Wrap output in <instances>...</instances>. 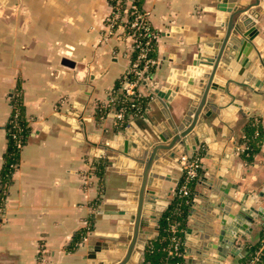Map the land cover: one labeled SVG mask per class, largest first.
Segmentation results:
<instances>
[{
	"label": "crops",
	"instance_id": "crops-1",
	"mask_svg": "<svg viewBox=\"0 0 264 264\" xmlns=\"http://www.w3.org/2000/svg\"><path fill=\"white\" fill-rule=\"evenodd\" d=\"M142 1L159 33L154 54L159 66L153 71L154 87L142 88L144 98L150 97L148 109L128 121L127 134L147 144L154 130H170L161 112V102L152 91L167 87L171 72L185 70L192 56L203 48V44H189L190 39L207 37L215 46L220 41L216 32L223 27L211 11L219 0ZM235 4L242 6L248 2L240 0ZM110 14L109 0H0V264H108L115 256L124 258L132 243L135 229L130 220L138 211L141 182L132 184L128 178L139 179L142 170L119 152L116 156L120 161L107 160L111 155L109 143H117V150L122 149L121 139L115 142L114 138L123 129H118L111 111L99 115L103 106L110 105L113 89L133 59L131 40L122 31L108 39L103 37ZM257 27L264 38V10ZM232 37L231 34L229 42ZM234 44H238L235 56L239 72L244 67L240 60L247 55L241 52V42ZM64 60L73 66L63 65ZM260 70L261 66L252 72L253 78L259 80L264 73V69ZM199 80L195 79L197 84L192 89L186 83L174 104L183 103L187 110L201 90ZM232 80L231 76L214 77L217 94L208 100L217 106L218 113L207 121L220 119L224 108L240 102L230 138L236 160L223 174L229 184H243L237 194L264 195V87L258 88L253 80L247 87H236ZM15 101L24 108L28 131L11 181L2 184L7 126L17 113ZM219 123L214 133L226 128L223 121ZM249 123L260 134L259 150L251 162L238 151ZM215 146L209 157L205 150L197 155L186 153L200 158L202 167L184 222L183 264H190L195 257V252L187 248V226L192 221L206 223L196 215L200 206L193 204L194 199L202 197L197 195L201 173L208 171L205 177L216 181L225 161L226 143L217 140ZM101 151L104 155L96 158L95 152ZM178 158L173 163L168 152H161L153 163L152 168H162L158 174L167 179L151 177L146 186V192L153 191L155 197L145 193L141 198L140 220L144 226L139 229L127 264H144L146 252L162 238L161 220L183 178L182 168L176 165ZM101 163L104 167L99 176L96 170ZM239 163L243 167L237 177ZM131 169L134 171L129 173ZM122 207L126 209L122 213L128 217L122 218V224L104 218L106 212L120 213ZM254 207L264 208V196L255 200ZM262 214L251 222L250 232L244 234V249L236 255L228 253L217 264L246 263L264 238V209ZM214 232H219L217 226ZM90 245L99 248L91 253ZM235 245L241 248L243 242L237 240ZM211 256L215 261L214 251Z\"/></svg>",
	"mask_w": 264,
	"mask_h": 264
},
{
	"label": "water",
	"instance_id": "water-1",
	"mask_svg": "<svg viewBox=\"0 0 264 264\" xmlns=\"http://www.w3.org/2000/svg\"><path fill=\"white\" fill-rule=\"evenodd\" d=\"M238 1L240 0H219L216 7L211 10L217 15V22H222L220 26L223 27V30L216 32L217 37L220 36V41L216 42L214 46V44L208 42L207 37L190 39L189 44H203V48L192 56L185 70L171 72L167 80V87L152 91L161 102V112L168 122L170 130L166 132H161L160 129L154 130V138L150 137L146 141L147 144H145L143 141L135 140L127 134V123L123 128V132L117 134L114 138L115 142L121 139L119 145L122 149L117 150V143H109L111 155L107 158L108 161H115L116 159L120 161V158L116 156V152H119L124 158L136 162V167L141 169L142 172L139 179L128 178V181L132 184L134 181L141 182V188L138 190V211L133 216L130 213L128 214L132 217L130 223L135 229L132 243L124 258L115 256L112 262L108 264H127L129 261L139 229L144 226V222L140 220L141 198L145 196V193L150 195L151 198L155 197L153 191L146 192V186L150 184L151 177L167 179L158 174L161 173L162 168L156 171L155 168H152L155 160L159 159L161 152H168L170 160L174 163L176 158L189 152L197 155L205 150V156L209 157L211 151L216 147L215 141L217 140L227 145L225 161L218 171L217 180H208L205 177L208 175V171L201 173L200 189L197 195H202V197L194 199L193 204L200 206V213H196V215L200 216L201 219H205L206 223L203 225L192 221L186 228L185 240L189 242L187 248L195 252V257L190 264H217L218 261L226 258L228 253L238 254L246 246L244 234L250 232L251 222L259 216H263L264 208L254 207L255 200L263 198V192L259 194L245 192L237 194L243 184H229L228 178L223 174L226 168L236 160L234 144L230 142V138L233 135L235 125L233 122L234 113L237 108L241 107L240 102L224 108L223 116L220 119L214 118L210 122L207 121V118H210L212 114L218 113L217 106L210 102L211 99L208 100V97L217 94L218 88L217 84L213 82L214 77H234L232 84L236 87H247V84L252 80L255 81L254 84L258 88L264 87V73L260 75L259 80L252 76V72L257 71V67L261 66V70L264 69V38L260 36V30L257 27L259 16L264 10V0H243L247 1L248 4L242 6L235 4ZM231 34L233 35L232 42H229ZM234 42H241V52L244 51L247 55V58L242 57L240 60L244 67L239 72L236 71L238 66L235 56L238 44H234ZM226 58L229 61L225 60ZM62 63L66 66H73L68 60H64ZM237 73L239 77H237ZM196 78L200 79L198 85L201 90H199L187 110L184 108L183 103L174 104L177 95L183 94V89L187 87V84L189 89L197 84V82L194 84ZM222 105L225 106L226 104L222 103ZM220 121L224 122L226 128H223L222 132L214 133V127H219ZM148 147H151L150 150L148 149L150 152H146ZM103 155V151L95 152L96 158ZM170 166H173V164L170 163ZM242 167L243 165L239 163L237 177H239ZM133 171L131 169L129 173ZM235 206L238 207L237 210ZM120 209V213L106 212L104 218L122 224V218L127 219L128 217L122 213L126 211L125 207ZM101 214L103 213L101 212ZM158 225L159 222L154 225L155 230L158 229ZM216 226L219 230L217 234L214 232ZM193 233L195 237H192ZM148 240L153 241L154 238H148ZM237 240L243 242V246L238 249L235 245ZM98 248L96 245H90L89 252L92 253ZM212 251L215 252V261L211 260Z\"/></svg>",
	"mask_w": 264,
	"mask_h": 264
},
{
	"label": "built area",
	"instance_id": "built-area-1",
	"mask_svg": "<svg viewBox=\"0 0 264 264\" xmlns=\"http://www.w3.org/2000/svg\"><path fill=\"white\" fill-rule=\"evenodd\" d=\"M111 5V14L107 18L104 38L117 34L122 31L132 43L133 59L127 68L120 83V90L123 94L121 104H129L113 109L112 116L117 126H126L128 121L148 109L141 106V100L144 97L142 88L154 87L153 71L159 66V60L154 56L158 41L159 33L155 30L150 22V13L137 4L136 0H109ZM111 98L110 103L114 102ZM18 118L15 113L13 119ZM16 131H20L17 123L13 124ZM258 130L255 138H259ZM17 148H22L21 141L17 140ZM249 146L244 143L238 148V151L249 156ZM178 163L182 168L183 178L175 190V198L179 202L173 209V218L168 221L166 226V235L162 239L166 242L163 251L166 254L163 264H183L186 252L183 247L184 232V213L185 206L190 202L193 186L199 179V173L202 167L201 159L189 154L179 156ZM184 203V204H183ZM152 250L153 247L151 246ZM264 258V238L261 245L247 258L245 264H263Z\"/></svg>",
	"mask_w": 264,
	"mask_h": 264
},
{
	"label": "trees",
	"instance_id": "trees-1",
	"mask_svg": "<svg viewBox=\"0 0 264 264\" xmlns=\"http://www.w3.org/2000/svg\"><path fill=\"white\" fill-rule=\"evenodd\" d=\"M137 4L139 6H143L142 0H136ZM120 83L121 81H119L116 86L113 89V98H114V102L109 106H103L101 111H100V116L102 117L103 115H106V111L108 112L111 111L113 112V109H118L119 107H121L123 104H121L122 100H123V94L120 90ZM150 101V97H146V98H142L141 102V106L144 108L146 107V105L149 103ZM15 107L16 112L18 113V118L16 119H11L8 126H7V139H8V146H7V151L5 154V161H4V166L1 172V181L2 184L10 182L11 178H12V174H13V167L14 165L17 163L18 159H19V149L17 148V140L21 141L22 144H24L25 140H26V136H27V122L25 119V114H24V108L20 105V102H16L13 104ZM123 106H128L129 104H124ZM17 123L20 127V131H16L15 128L13 127V124ZM118 129H123L125 127L124 126H117ZM256 128L254 126L253 123H249L245 128H244V136L242 138V142L246 143L249 146V156H247V154H244L243 157L245 158V160H247L248 162H251L254 154H256L259 150V144H258V138H255V131ZM104 164L101 163V165L97 166V170L96 172L98 173V175L100 176L103 172V166ZM2 195L0 196V200ZM179 202L178 198H175L172 202V204L170 205L169 209L167 210V212L165 213V215L163 216V219L161 220V235L162 238L166 235V226L168 224V221L173 218V209L174 207L177 205V203ZM184 204V203H183ZM188 205L185 206V213H184V218L186 219L187 217V213H188ZM86 230V229H85ZM84 233V230L81 231V234H79L77 236V240L79 241V239L81 240L82 235ZM81 235V236H80ZM161 238V240H162ZM160 239L158 241H156L154 243L153 249H149L146 254H145V262L144 264H163L164 260H165V256L166 254L163 251V247L166 245V242L161 241ZM263 264H264V258H263Z\"/></svg>",
	"mask_w": 264,
	"mask_h": 264
},
{
	"label": "rangeland",
	"instance_id": "rangeland-1",
	"mask_svg": "<svg viewBox=\"0 0 264 264\" xmlns=\"http://www.w3.org/2000/svg\"><path fill=\"white\" fill-rule=\"evenodd\" d=\"M105 29H106V27H105ZM105 35V34H104ZM104 37V36H103Z\"/></svg>",
	"mask_w": 264,
	"mask_h": 264
}]
</instances>
